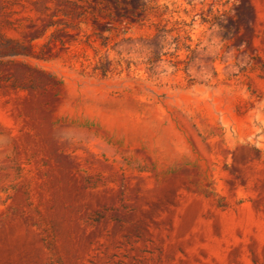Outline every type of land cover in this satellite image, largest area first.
Instances as JSON below:
<instances>
[{"label": "rangeland", "instance_id": "1", "mask_svg": "<svg viewBox=\"0 0 264 264\" xmlns=\"http://www.w3.org/2000/svg\"><path fill=\"white\" fill-rule=\"evenodd\" d=\"M0 264H264V0H0Z\"/></svg>", "mask_w": 264, "mask_h": 264}]
</instances>
